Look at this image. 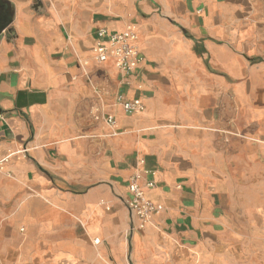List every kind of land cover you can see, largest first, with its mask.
Here are the masks:
<instances>
[{"label":"crops","instance_id":"0c3cea01","mask_svg":"<svg viewBox=\"0 0 264 264\" xmlns=\"http://www.w3.org/2000/svg\"><path fill=\"white\" fill-rule=\"evenodd\" d=\"M5 1L0 264H264V0ZM130 22L126 76L93 47Z\"/></svg>","mask_w":264,"mask_h":264},{"label":"built area","instance_id":"2783aa9c","mask_svg":"<svg viewBox=\"0 0 264 264\" xmlns=\"http://www.w3.org/2000/svg\"><path fill=\"white\" fill-rule=\"evenodd\" d=\"M96 34L98 40L93 47V54L98 62L103 63L112 59L117 70L128 76L136 73L137 68L145 61V57L139 47L140 36L136 23H128L121 31H111L107 28H101L97 30ZM96 90L100 92L98 88ZM116 101L127 113L144 111L146 109L144 104L126 99L122 93L116 95ZM1 118L2 116L0 115ZM95 118L102 119L110 126L117 125L114 115L106 114L104 111L97 112ZM141 162L144 163V160H141ZM140 175L139 173H135L130 177L129 192L131 197L127 205L129 211L138 219L137 226L144 228L154 215L162 212L163 205L146 196L145 190L155 186V182L150 180L147 184L143 185ZM97 242H99L98 238L95 240V243Z\"/></svg>","mask_w":264,"mask_h":264},{"label":"water","instance_id":"95a60500","mask_svg":"<svg viewBox=\"0 0 264 264\" xmlns=\"http://www.w3.org/2000/svg\"><path fill=\"white\" fill-rule=\"evenodd\" d=\"M12 19V11L5 0H0V37L12 32L9 27Z\"/></svg>","mask_w":264,"mask_h":264}]
</instances>
